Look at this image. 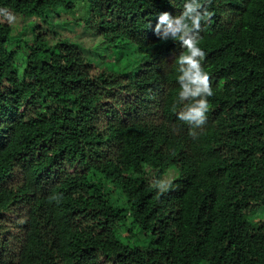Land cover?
Masks as SVG:
<instances>
[{
	"label": "trees",
	"instance_id": "1",
	"mask_svg": "<svg viewBox=\"0 0 264 264\" xmlns=\"http://www.w3.org/2000/svg\"><path fill=\"white\" fill-rule=\"evenodd\" d=\"M81 1L74 26L107 61L131 51L130 67L95 64L35 24L16 41L0 13V264H264V0H202L213 95L198 128L178 118L186 49L154 33L185 0L0 9L45 23Z\"/></svg>",
	"mask_w": 264,
	"mask_h": 264
},
{
	"label": "clouds",
	"instance_id": "2",
	"mask_svg": "<svg viewBox=\"0 0 264 264\" xmlns=\"http://www.w3.org/2000/svg\"><path fill=\"white\" fill-rule=\"evenodd\" d=\"M0 13L9 22L14 20V16L6 9H0ZM209 16L202 0H185L180 15L172 16L167 11L161 12L154 28L160 41H178L186 49L176 60L180 86L178 103L183 105L178 118L194 128L205 123L209 109L207 98L213 95L209 76L202 67L204 52L199 46L201 22Z\"/></svg>",
	"mask_w": 264,
	"mask_h": 264
},
{
	"label": "rangeland",
	"instance_id": "3",
	"mask_svg": "<svg viewBox=\"0 0 264 264\" xmlns=\"http://www.w3.org/2000/svg\"><path fill=\"white\" fill-rule=\"evenodd\" d=\"M78 4L79 5L75 13L72 14L69 12L63 13L60 11H54L50 13V15H48L47 19H45V23H43V21L38 18H27L22 16L14 17L13 37L16 41H20L22 38L30 40L32 38V35L28 30L21 33H19V30L22 27L33 26L35 24L39 28L44 29V32L47 31L54 34L56 36V39L66 40L70 43L75 44L78 48H80V51L82 52L84 57L91 60L95 64L104 61L108 64L109 67H111L112 65L121 62L120 65L123 66L124 64H126L128 67H130V65L135 61V55L132 54L131 51L125 50L117 52L115 56H111V62L107 61L105 60V58L107 59L108 56L105 57V54L100 47L99 39L89 31H86L84 28L74 26V22H72V20L83 18L86 15V11L88 8L87 2L85 4V2L81 1L78 2ZM171 175L172 174H170L168 180L164 177L165 181H161V184L159 186L162 189H164L165 186L168 185L169 182H171L173 178V176ZM150 182L152 183V177L150 178ZM122 236H124V234H121V236H119L120 240L122 242H125L126 238ZM135 241L143 246H146L149 243V239H147L145 236L133 239L132 243H134Z\"/></svg>",
	"mask_w": 264,
	"mask_h": 264
}]
</instances>
